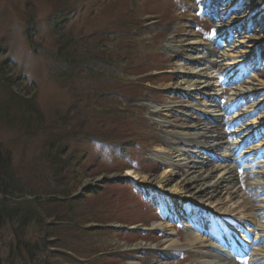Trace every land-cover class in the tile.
Here are the masks:
<instances>
[{"label": "rangeland", "instance_id": "374dc122", "mask_svg": "<svg viewBox=\"0 0 264 264\" xmlns=\"http://www.w3.org/2000/svg\"><path fill=\"white\" fill-rule=\"evenodd\" d=\"M58 1L0 0V64L8 62L9 67H13V78L24 76L26 84H35V108L42 117L43 124L47 126L65 114L71 100L68 89L49 76L44 56H38V53L33 51L35 44L38 49L40 45L43 50L53 48L54 41L47 24H58L64 20V14L57 10L58 5L62 4ZM62 1L69 5L65 6V10H71L73 7L77 9L71 26L76 33L82 30L80 37L114 29L115 26L129 21L138 22L137 28L130 32V37L136 43L133 58L126 59L122 56L123 65L131 69L130 76L126 78L130 86L125 90V95L123 94L126 99L121 100L122 103L104 102V99L100 102L101 112L105 117L108 115L107 110L111 108L123 112L121 116L117 115L115 129L111 130L125 132L129 137L123 138L122 143L132 139L134 147L131 146L125 153L120 148L83 140L70 141L65 144L66 147L63 146L65 156L62 158L61 154L60 158L66 166L60 177L67 178L73 170L77 171L79 168H75V165L81 161L82 181L72 197L80 200L69 203L70 205L65 203L61 207L47 205L51 206L54 214H68V211L73 209V224L59 225L54 216L52 220L45 221L40 235L44 236L46 232L50 237L48 242L56 243L51 246L57 248L51 247L47 256H50V253L54 255L49 257V260H46V255L39 256L37 264H42L41 261L52 264H193L195 251L180 248L182 245L165 251L169 261L161 260V250L167 241L182 242L184 237L195 229L194 213L184 209V206L192 207L186 202L185 195L167 198L168 194L154 187L137 184L126 175V171H133L147 178L164 174L165 165L155 159L151 152L165 149L166 143L171 142L177 134L196 133L195 127L199 121H204L197 110L198 105L195 107L196 104L192 100L195 94L178 92L183 87L182 84L189 80L186 73L191 65L187 57L197 58L196 61L201 64L214 59L218 62L215 64V72L225 92L209 99V103H215L222 109L228 106L231 89L234 87L230 85L229 80L232 73L223 68V59L213 56L247 54L244 56L249 59L248 64L252 66V70L249 69V73H245L240 83L235 86L258 88L260 83L264 84V0ZM98 1L99 6H94ZM82 7L84 9H81ZM31 9L38 24L36 34L27 33L28 12ZM29 39L34 41L33 47L30 46L32 43ZM195 40L201 44L192 45ZM241 72L239 69L236 73L242 75ZM101 85L104 86L102 83ZM203 92L208 93L209 90ZM4 96L0 86V101ZM263 96L264 93L251 97L250 103H258ZM199 98L200 96L197 97ZM154 108L162 115L155 114ZM240 110L243 111L244 108ZM219 113L221 115L218 121L222 135H213L216 137L208 143L196 141L197 145L209 148L207 156L212 160L229 155V151L234 149L228 144L230 133L242 128L244 122H247L241 118L233 124L231 114ZM254 113L248 122L264 114V105ZM128 118L139 121V124L131 127L130 124H125L126 122L122 123V120ZM104 119L102 117V120ZM97 123L94 129H99L100 124ZM107 126L113 125L110 123ZM208 128H212V125ZM19 129L18 126L1 124L0 143L12 155L17 178L23 182L34 183L39 191L38 195H44L42 198L46 201L47 192L52 190L49 184L52 180L50 174H47L48 164L55 157L52 154L48 160L41 159L48 131L27 135ZM260 138V141H264V135ZM251 140L250 137L248 142ZM214 146L220 148L210 149ZM177 149L189 152L190 155L185 158L200 156V151L194 148L176 146L174 150ZM239 151H236V158H239L244 150L237 153ZM256 160L262 163L264 153L260 157L256 156ZM218 165L219 161L212 163L213 167ZM237 174L247 177L241 170ZM240 187L237 185V188ZM133 188L146 195V198L143 197V203L134 195ZM9 195L0 193V198L11 199L12 195ZM52 197L54 196L49 198ZM165 200H174L178 202L177 206L169 208ZM96 201L99 206L97 212L94 210ZM108 201L111 203L108 205L111 210L104 205ZM200 210L203 211L201 208ZM100 212L106 215L108 213L110 223L96 222L107 218ZM166 215H169V219ZM175 215L178 217L174 219ZM90 219L92 222L85 226L90 231L84 230L83 225H80L81 231H76L78 227H75L74 223L81 220L87 223ZM202 222V230L211 232L210 223ZM156 223L161 224L162 228L154 226ZM10 229L11 227L7 226L0 230V264H7ZM72 235L75 240L71 239ZM244 260L245 258L230 257L227 261L240 264L239 261Z\"/></svg>", "mask_w": 264, "mask_h": 264}, {"label": "trees", "instance_id": "16d2710c", "mask_svg": "<svg viewBox=\"0 0 264 264\" xmlns=\"http://www.w3.org/2000/svg\"><path fill=\"white\" fill-rule=\"evenodd\" d=\"M58 2L62 3L60 6L58 5L59 9L57 10L64 14V20L58 24L51 25L50 22L47 24L48 29L51 30L50 36L54 41L53 48L43 50L40 45V49H38V45L35 44L33 51L38 53V56H44L49 76L68 89L71 100L65 114L48 126L43 124V119L34 104L35 84H26L24 76L13 78V67H9L8 62L0 64V86L5 95L0 101V125L18 126L19 130L27 135L48 131L41 159L48 160L52 154L55 156L48 164L49 171L47 173L50 174L49 177L52 180V183H49L52 190L47 192L48 199L43 201L44 195H38L39 191L35 188L34 183L32 184L30 181H24V183L17 178L13 168L12 155L0 143V193L12 195L11 199L0 198V230L7 226L11 227L7 243V264L30 262L37 264L41 255H46V260H49V257L54 254L50 253V256H47L48 252H50L51 245L56 243L48 242L50 237L46 232L44 236L40 235L41 230L45 227V221L52 220L54 216L59 225L73 224V215L71 216L73 209L70 208L71 212L68 211V214L61 215L54 214L51 208L54 205L61 207L65 203L70 205L80 200L72 197L82 181L81 161L75 165V168H79L77 171L73 170L67 178L60 177V173L66 166L60 158L61 154L62 158L65 156L62 150L65 149V144L79 140L98 142L120 148L125 153L131 146L134 147L132 139L126 141L125 144L122 143L123 138L129 137L125 132L111 130L115 129L116 117L118 114L121 116L122 111L111 108L107 110L108 115L105 117L101 112L100 102L104 99V102L120 101L122 103L121 100L126 99L124 92L130 86L126 78L130 76L131 69L127 65H123V62L124 57L126 59L133 58L136 43L130 37V32L137 28L138 22L129 21L121 26L114 25V29L102 30L87 37H80L82 30L76 33L74 27L71 26L77 9L73 7L71 10L68 9L69 11L65 10V6L69 7L68 3H63L62 0ZM99 4V1L95 2L94 6H99ZM29 11L27 33L36 34L38 24L34 16L35 13L32 9ZM29 40L32 43L30 46L33 47L34 41ZM122 106L119 105V107ZM102 117L106 119L105 122ZM131 119H124L122 123L126 122L125 124H130L131 127L139 124V121ZM96 123L100 124L99 129H94ZM110 123L113 126H107ZM126 132L130 134L128 131ZM63 146L65 147L63 148ZM132 191L143 203V196L135 189ZM50 196L54 197L49 198ZM21 198L23 199L19 200ZM27 198L29 199L25 200ZM98 198L100 199V197ZM98 202L100 203V200ZM98 202L96 201L94 204L95 212L99 207ZM109 204H111L110 201L104 203L106 208L109 207ZM47 205L51 206L47 207ZM109 210H111L110 207ZM100 213L107 218L103 221L96 220V222L110 223L111 218H108V213L107 215ZM91 222L90 219L87 223L82 220L74 223L75 227H78L76 231H81L80 225H83L84 230H89L85 226ZM71 239L75 240L76 238L72 235ZM52 248L56 249L57 247ZM64 249L66 250V248ZM46 262L41 261L42 264H52Z\"/></svg>", "mask_w": 264, "mask_h": 264}, {"label": "bare ground", "instance_id": "6f19581e", "mask_svg": "<svg viewBox=\"0 0 264 264\" xmlns=\"http://www.w3.org/2000/svg\"><path fill=\"white\" fill-rule=\"evenodd\" d=\"M199 44L201 43L195 40L192 45ZM244 55L247 54H224L218 57L213 56V58L223 59L222 62L225 63L223 68H227L225 71L232 73L230 79L233 81L239 79L237 70L240 69L241 73H247L249 70V66L245 65L249 59ZM186 59L191 65L186 73L189 80L182 84L183 87L179 88L178 92L195 94L192 100L196 104L195 107L198 105L199 109L197 110L204 121L201 123L199 121L200 125L195 127L196 133L192 135L177 134L171 139V142L166 143L165 149L161 148L151 152L155 159L165 165L164 174L147 178V176L128 170L126 175L137 184H147L168 194L167 198L185 195L186 202H189L188 205L193 203L196 208L203 209L201 212L198 211V214H194V217L205 213L215 222L211 223L210 230L212 231L206 232L201 229L202 221L197 218L198 220L194 221L195 229L187 234L182 242L171 240L162 247V262L170 260L166 250L179 248L182 245L180 248L185 247L195 251L196 258L193 264H232L227 261L224 243L227 244L226 241L230 240L229 231L231 229L238 232L244 229L246 232L244 237L250 240V249L246 255L249 259L248 264H264V161L260 163L256 160V156L260 157L264 153V141H260V137L264 133V114L248 122L250 116L264 105V96L258 103L252 105L249 102L250 99L252 100L251 97L264 93V84L260 83L258 88H243L240 85L235 86L234 82L228 106L222 109L215 103H209V99L221 95L222 91L221 86H218L219 82L215 72V64L218 62L214 59L201 64L196 61L197 58L189 56ZM238 81L236 80L237 84L240 83ZM206 90L209 92L204 93L203 91ZM198 96H200L199 99H197ZM240 104L244 105V110L237 113ZM170 111L167 110V112ZM219 112L226 115L231 114L230 118L233 124L241 118L247 122H244L242 128L235 129L230 133L228 144L234 149L229 151V155L212 160L207 156L209 148L197 145L196 141L208 143L214 139L213 137H216L213 135L217 134L218 137L222 135L218 121L221 115ZM154 113L162 115L157 110ZM209 125H212V128H208ZM250 137L252 140L248 143ZM176 146L199 150L200 156L185 158L190 155L189 152L174 150ZM219 148L220 146H214L210 149ZM236 151H239L237 153L243 151L239 158H236ZM215 160L219 161V165L213 167L212 163ZM240 170L244 171L247 177L237 174ZM237 185L241 187L237 188ZM216 223L219 224V231H216ZM154 226L162 228L159 223ZM234 242V240L231 241L233 246L236 245ZM241 249L243 248H238L237 252Z\"/></svg>", "mask_w": 264, "mask_h": 264}]
</instances>
